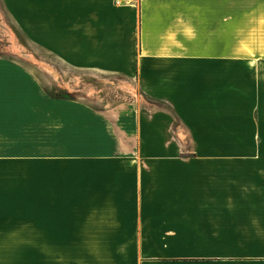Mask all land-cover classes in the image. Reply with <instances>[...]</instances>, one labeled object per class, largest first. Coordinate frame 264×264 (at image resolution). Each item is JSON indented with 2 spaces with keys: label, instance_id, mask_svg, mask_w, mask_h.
<instances>
[{
  "label": "crops",
  "instance_id": "obj_1",
  "mask_svg": "<svg viewBox=\"0 0 264 264\" xmlns=\"http://www.w3.org/2000/svg\"><path fill=\"white\" fill-rule=\"evenodd\" d=\"M35 2L67 63L149 102L33 90L0 131V264H264V55L233 50L264 43V0Z\"/></svg>",
  "mask_w": 264,
  "mask_h": 264
},
{
  "label": "rangeland",
  "instance_id": "obj_2",
  "mask_svg": "<svg viewBox=\"0 0 264 264\" xmlns=\"http://www.w3.org/2000/svg\"><path fill=\"white\" fill-rule=\"evenodd\" d=\"M53 14L41 8L38 11L35 0H0V69H7L10 79H22L6 88L10 99L2 100L0 105V127H6L8 132L0 131L8 136L17 134L14 132L17 124L25 120H17L15 110L35 106L33 90L37 86L51 99L82 101L99 109L129 104L144 110L149 101L124 76L67 63L64 55L70 47H66L62 31L51 40L42 37L43 18L47 23V17ZM233 50L264 55V43L233 44ZM10 156L6 149L0 148V163L18 162Z\"/></svg>",
  "mask_w": 264,
  "mask_h": 264
},
{
  "label": "snow or ice",
  "instance_id": "obj_3",
  "mask_svg": "<svg viewBox=\"0 0 264 264\" xmlns=\"http://www.w3.org/2000/svg\"><path fill=\"white\" fill-rule=\"evenodd\" d=\"M3 91H4V85H3V82L0 81V105H2Z\"/></svg>",
  "mask_w": 264,
  "mask_h": 264
},
{
  "label": "built area",
  "instance_id": "obj_4",
  "mask_svg": "<svg viewBox=\"0 0 264 264\" xmlns=\"http://www.w3.org/2000/svg\"><path fill=\"white\" fill-rule=\"evenodd\" d=\"M130 1V0H129Z\"/></svg>",
  "mask_w": 264,
  "mask_h": 264
}]
</instances>
